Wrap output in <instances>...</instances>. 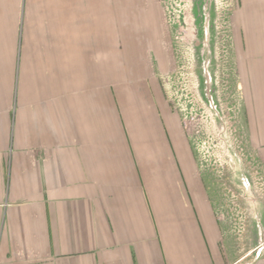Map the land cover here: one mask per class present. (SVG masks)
I'll list each match as a JSON object with an SVG mask.
<instances>
[{
	"label": "crops",
	"instance_id": "obj_1",
	"mask_svg": "<svg viewBox=\"0 0 264 264\" xmlns=\"http://www.w3.org/2000/svg\"><path fill=\"white\" fill-rule=\"evenodd\" d=\"M146 7L0 0V264H264V199H244L245 221L216 215L153 81L161 48L117 40L155 20ZM235 7L240 117L264 174V0Z\"/></svg>",
	"mask_w": 264,
	"mask_h": 264
},
{
	"label": "rangeland",
	"instance_id": "obj_2",
	"mask_svg": "<svg viewBox=\"0 0 264 264\" xmlns=\"http://www.w3.org/2000/svg\"><path fill=\"white\" fill-rule=\"evenodd\" d=\"M235 9V0H147L146 11L152 17L155 13V20L147 13L145 30L115 31L119 44L130 42L136 49L147 42V58L156 42L161 48L154 84L184 139L199 183L217 204L216 215L230 224L234 210L242 212L243 221L248 216L244 199H264V174L240 117L233 70ZM246 242L245 237L235 240L241 247Z\"/></svg>",
	"mask_w": 264,
	"mask_h": 264
}]
</instances>
